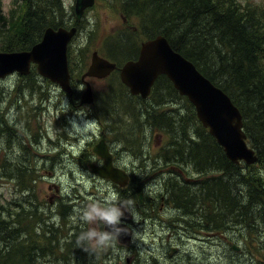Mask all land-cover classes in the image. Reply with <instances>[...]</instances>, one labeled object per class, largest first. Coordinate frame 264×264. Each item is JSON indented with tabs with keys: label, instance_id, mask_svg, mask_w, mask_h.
<instances>
[{
	"label": "rangeland",
	"instance_id": "rangeland-1",
	"mask_svg": "<svg viewBox=\"0 0 264 264\" xmlns=\"http://www.w3.org/2000/svg\"><path fill=\"white\" fill-rule=\"evenodd\" d=\"M62 1L64 12L70 19L69 25L75 20L79 22L78 34L68 51L73 94H67L59 85L41 77L36 69L30 78L14 74L0 80V87L4 92L0 113L5 115L8 123V128H5L3 122L4 128L0 129V225L5 230L9 227L8 232L16 229L20 234L19 240L10 242L8 253H20L15 255L16 262L22 255H28L27 251L31 252L36 248V245L32 246V241L36 240L40 247L43 244L48 246L50 242L58 247L55 248L54 255L46 252L45 256L37 257L33 264H128L127 259L131 260L129 264H258V260L264 262V225L260 219L249 217L245 213L241 215V212L236 210V214L223 217L218 230L209 229V218L214 216L213 212H210L211 209L204 213L203 224L207 229L189 227V230L194 232L182 230V236L177 235L172 241V245L177 246L180 253L173 260L169 259L164 243L174 226L171 228L167 225L170 222L178 226V223L186 222V216L175 208L172 201L175 211H158V206L151 218L147 216L149 209L137 208L132 201L135 205V218L133 217V223L130 225L134 230V243L130 248L122 247L114 240L111 247L97 252H86L73 246L69 252L64 249L73 239L77 241L82 230L76 220L78 209H82L87 203L102 201L110 193L120 196L115 192V183L112 181L109 180L108 183L86 175L90 163L102 162L93 153V147L101 138H106L116 164L134 176L137 181L135 186L153 194L157 193L156 189H160L159 185H154L155 181H159V184L161 181H168L174 176L173 166L181 167L172 162L168 166L159 165L164 164L160 156L164 151L172 152L171 155L164 153L167 157H180L178 151L174 153L175 148L170 146V141L175 139L172 138L173 128L178 133L181 130L178 123L171 125L167 113L165 123L161 125L154 124L152 120L150 122L155 126L147 122L145 111L141 110L147 104L140 100L134 99L132 103L135 108L130 107V93L120 85L118 72L105 80L88 78L87 81L91 83L94 91V103L81 105V96L86 88L81 76L87 71L94 51L121 67L129 60L137 59L142 42L150 38L140 29L137 17L132 16L130 22L125 25L123 13L126 12L119 0H96L95 6L86 11L81 21H78L75 15V0ZM251 1L264 9V0ZM0 2L6 28L11 27V31H23L19 28L22 0ZM50 20L59 24L61 19ZM133 31L137 34H133ZM6 42L7 40H0V48H5ZM115 42L118 46H126L131 50L114 54L108 46L114 47ZM35 80V88L27 86L30 83L33 85ZM69 105L70 110L67 111ZM161 106V110L170 108V105L163 103ZM195 117L193 111L189 118L192 120L194 139L200 138L197 135L200 123ZM136 119L139 122H135ZM73 123L85 128L71 132ZM130 144L142 147V153L139 156L134 155L137 149L129 147ZM184 153L187 154L186 151ZM145 154L146 158H143ZM184 168L188 169L192 178L197 177L191 165H184ZM86 169L88 170L85 172ZM243 169L253 173L252 169ZM259 173L264 179V166L258 165L254 169L255 175ZM214 175L207 173L203 176L206 179ZM168 183V197L173 185L184 186L178 181ZM56 186L59 192L56 191ZM54 195L59 197L55 198ZM119 199L129 201L125 198ZM55 210H60L59 215H55ZM238 213L240 218H237ZM219 219L217 217V220ZM98 227L103 229L102 225ZM49 229L55 234L52 241L45 236L32 240L29 238L40 236ZM2 236L3 234L0 235V252L2 248H6ZM22 238H28L31 242L28 247ZM232 246H236L238 250H232ZM15 262L11 258L5 259V255L0 253V264Z\"/></svg>",
	"mask_w": 264,
	"mask_h": 264
},
{
	"label": "trees",
	"instance_id": "trees-1",
	"mask_svg": "<svg viewBox=\"0 0 264 264\" xmlns=\"http://www.w3.org/2000/svg\"><path fill=\"white\" fill-rule=\"evenodd\" d=\"M119 1L126 12L123 13L126 22H130V18L135 16L141 25V28L136 27L143 30L147 38L165 37L175 51L192 61L203 75L231 97L243 114L245 133L259 158L256 165L249 167H246L244 163L233 164L215 139L201 125L198 128L197 135L200 137L198 140H186V142L184 139L178 140L176 151L180 157L175 158L176 164L182 160L191 164L197 174L207 172L215 174L206 179L204 176L199 177L197 187L191 191L177 187L173 192L172 190L169 192L170 201L186 216L184 226L188 229L189 227L197 228L204 222V213L209 209L214 215L209 218V229L218 230L223 217L236 214V210L241 212V215L245 213L249 217L260 219L264 225V179L260 177V173L254 174V169L258 165L264 166V9L251 0ZM22 4L19 28L23 31L17 29L11 31V27L6 28V19L0 10V40H7L5 48H0V51L30 50L41 41L44 32L50 27L59 28L67 25L78 28L79 22L76 20L69 25L70 19L64 12L62 0H22ZM53 18H60L59 24L57 21L50 20ZM133 34L137 33L133 31ZM108 49L114 54H120L122 50H131L126 46H118L117 42L114 47L108 46ZM35 69L33 66L27 78L31 77ZM119 83L127 88L120 80ZM27 86L35 88L36 80L33 85L30 83ZM3 93L0 87V103L3 100ZM134 99L147 104L141 109L145 111L147 122L151 123L150 120H152L154 124L161 125L165 123L167 113L171 125L176 122L181 130L178 133L173 128V137L193 135L192 120L189 116L179 115L174 109L175 116L171 117L168 110L159 108L162 103L169 102L176 107L188 106L190 113L195 111L193 105L187 98L179 95L166 76L156 80L148 100L129 95V105L132 108H135L132 103ZM185 103L187 105H183ZM4 116L0 113V129L4 128L3 122L5 128H8ZM195 119L197 120L196 117ZM135 122L139 121L136 119ZM129 147L137 149L134 153L136 156L142 153L143 148L137 144H130ZM164 153L168 155L172 152L164 151ZM170 158L167 157L165 162L170 164ZM243 167L252 169L253 173L245 171ZM136 182L134 180L129 183L128 188L131 190L126 189L125 199L137 200L141 190L135 186ZM217 217L220 219L217 220ZM237 218H240V213ZM8 230L9 227L5 230L0 225V235L3 234L1 239L6 246L0 253L5 255V259L11 258L15 262V255L20 253L9 254L7 249L11 247L10 242L20 239V234L16 229L12 232ZM41 236L47 237L50 241L55 238V234L50 229L40 236L29 238L32 240ZM22 240H25L27 247L31 243L28 238H22ZM32 242L34 244L32 246L36 245V248L31 252L27 251L28 255H22L14 264H33L37 257L45 256L43 253L46 251L54 255L53 252L58 247L52 242L48 243V246L43 244L41 247L36 244V240ZM72 246L79 248L75 239L64 249L69 252ZM232 250H234L233 246ZM258 264H264V262L258 260Z\"/></svg>",
	"mask_w": 264,
	"mask_h": 264
},
{
	"label": "water",
	"instance_id": "water-1",
	"mask_svg": "<svg viewBox=\"0 0 264 264\" xmlns=\"http://www.w3.org/2000/svg\"><path fill=\"white\" fill-rule=\"evenodd\" d=\"M94 5L95 0H76L75 14L78 20L82 19L86 9ZM76 34V27L48 28L41 42L31 50L0 52V80L14 73L29 75L32 65H35L40 76L59 85L67 94H71L68 46ZM117 69L116 63L94 51L91 63L82 76V80L86 82V90L81 96V105H90L94 102L92 86L87 79H104ZM119 70L121 81L129 88L130 93L143 99L149 97L160 76H167L178 93L187 97L194 106L198 120L223 148L230 162L235 165L244 162L248 166L258 162L256 151L248 144L240 109L230 96L204 76L192 61L175 51L165 37L157 36L142 42L138 59L126 62ZM93 152L103 160V164L100 166L90 164L92 172L102 179L125 187L129 182V176L125 170L114 166L113 155L105 139L93 147ZM139 199L143 205L142 193ZM123 219L121 226L125 227L127 232L122 233L117 241L120 245L129 247L133 242V230L129 225L132 216L126 213ZM234 249L236 250L235 246Z\"/></svg>",
	"mask_w": 264,
	"mask_h": 264
},
{
	"label": "flooded vegetation",
	"instance_id": "flooded-vegetation-1",
	"mask_svg": "<svg viewBox=\"0 0 264 264\" xmlns=\"http://www.w3.org/2000/svg\"><path fill=\"white\" fill-rule=\"evenodd\" d=\"M125 23H126V21H125ZM99 53V52H98ZM100 55V54H99ZM101 56V55H100ZM101 57H103V56H101ZM105 58V57H104ZM106 59H108L107 57H106ZM109 61H111V62H114V61H112V60H110V59H108ZM115 63V62H114ZM119 73V77H120V70H119V68L116 70V71H114L110 76H108V77H106V78H104V79H99V80H105V79H108V78H110L112 75H114L115 73ZM82 76H83V74H82ZM82 76H81V81H82V83L85 85V87H86V82H84L83 80H82ZM92 79H97V78H92ZM120 81H121V79H119ZM88 82V81H87ZM90 83V82H89ZM72 84H73V77H72V73H71V86H72ZM91 84V83H90ZM85 90H86V88H85ZM93 90V89H92ZM127 90H128V92L130 93V90L127 88ZM73 92H74V90H73V86H72V92H71V94H69V95H72L73 94ZM85 92V91H84ZM152 92V91H151ZM178 92V91H177ZM93 95H94V91H93ZM130 95H131V93H130ZM151 95V94H150ZM180 95V94H179ZM133 96V95H132ZM181 96V95H180ZM135 97H140V96H135ZM184 97V96H183ZM149 98V97H148ZM148 98L147 99H144V100H148ZM185 98H187V97H185ZM143 99V98H142ZM187 100H188V98H187ZM189 101V100H188ZM190 103V102H189ZM191 104V103H190ZM163 105H170V108H168L167 110H168V112L170 113V115H171V117H173V116H175V111L179 114V115H182V116H189V117H191L192 116V114H193V111H191V113L189 112V109H188V106L187 107H184V108H182V107H179V106H177L176 107V105H172V104H170L169 102L168 103H164ZM183 105H185V104H183ZM162 106H160L159 108H161ZM174 109H175V111H174ZM102 135H104V133H102ZM193 137V135H190V136H188V137H179L178 139H176V137H173L172 136V138H175V139H173V140H171L170 142H171V144H170V146L171 147H175V150H173L174 151V153L176 152V150H177V145H178V143H176L178 140H183L184 139V142H186V140H187V138H188V140L187 141H195V140H198L199 138H196V139H194V138H192ZM102 139H105V142H106V144H107V146H108V143H107V140H106V138H101V140ZM99 143V142H98ZM97 143V144H98ZM108 148H109V146H108ZM109 151L112 153V151H111V149H109ZM113 154V153H112ZM146 155L147 154H145V156H143V158H146ZM170 155H171V153H170ZM160 156H162V158H163V161H164V164L163 163H160L159 165H160V167H163L164 165H167L168 166V163H166L165 162V159L167 158V156L166 155H164V153H162V154H160ZM175 157H177V155H175V156H172L170 159H171V162L174 164L175 163ZM113 158H114V166L115 167H117V168H120L117 164H116V162H115V156H114V154H113ZM142 158V159H143ZM178 158V157H177ZM156 159H158V158H156ZM103 164V161L101 162V164H96V165H98V166H100V165H102ZM179 165H181V167H175V166H173L174 168L172 169V172H173V174H174V176H171V178L168 180L170 183H172V182H181L184 186H180V185H178V186H180L181 188H184V189H187V190H189V191H191L192 189H195L196 187H197V184H198V181H197V179L199 178V177H201V176H203V175H205V174H207V173H205V174H197V177L194 179V178H192L191 177V173H189V171H188V169H186V168H184V165H191V164H189V163H185V162H183L182 160L178 163ZM192 166V165H191ZM152 169H154V168H152ZM88 169H86L85 170V172L87 171ZM167 170V169H166ZM160 173H162V172H160ZM128 174V176H129V182H128V184L125 186V187H123V188H121L119 185H115V184H113V186L115 187V192L116 193H118L120 196V198H125L126 197V194H127V192H126V189H128V187H129V183L133 180L134 181V176H132L130 173H127ZM87 176H92V177H94V178H97V179H102L100 176H98L97 174H95V173H93L92 172V170L89 168V170H88V174H86ZM186 176H188V178H186ZM141 178V177H140ZM102 180H104V182H108V183H110V181L109 180H105V179H102ZM168 181H161L160 182V184H159V181H155L154 182V185H159L160 186V189H156V192L157 193H153V194H149V193H151V192H149V191H146V192H144V191H140L139 192V194L137 195V200H134L133 202H135V205H136V207L137 208H142V209H149V211H150V213H149V215H147L149 218H151L153 215H155V212H156V210L158 209L157 207L159 206V210L158 211H160V210H164V209H166V210H174L175 211V208H177L176 206H175V208L173 207V205L171 204V202L169 201V197H168V195H167V192H168V189H169V183H168ZM151 185H152V182L150 183ZM177 185H173V189H172V192L174 191V189H176L177 187H178ZM56 191L57 192H59V190H58V188H57V186H56ZM143 194V199H144V204L143 205H141L140 204V199H139V196H140V194ZM55 196V198H58L59 196L58 195H54ZM54 198V199H55ZM55 205V201H53V206ZM157 208V209H156ZM54 213H55V215L57 214V215H59V213H60V210H55L54 211ZM133 216H132V220H131V222H130V224H132L133 223ZM122 221H124V219L122 218ZM204 223V222H203ZM203 223H200L199 225H198V227H202L203 229L204 228H206V226L203 224ZM129 224V225H130ZM184 224L185 223H178V226L177 225H173V223H170L169 222V224L167 225L168 227H173L174 226V228L171 230V232H169V234H168V236H167V238H166V240H165V251H166V253H167V257L169 258V259H171V260H173L174 259V257L177 255V254H179L180 253V249L177 247V246H173L172 244V241H173V239L174 238H177V235H179V237H181L182 235L180 234V233H182V230H187V231H189V232H194V230H189L187 227H185L184 226ZM130 226H132V225H130ZM205 226V227H204ZM132 229H133V227H131ZM133 232H134V230H133ZM117 240V239H116ZM121 246V245H120ZM122 247H124V246H122ZM131 247V246H130ZM129 247V248H130ZM127 248V247H126ZM167 249H169V252H167ZM47 252V251H46ZM46 252H44L43 254H45ZM56 252L54 251L53 252V254H55ZM175 253V254H174ZM42 254V255H43ZM174 254V255H173ZM166 255V254H165ZM131 260L130 259H127V262L128 263H131L130 262ZM154 264V263H153Z\"/></svg>",
	"mask_w": 264,
	"mask_h": 264
},
{
	"label": "clouds",
	"instance_id": "clouds-1",
	"mask_svg": "<svg viewBox=\"0 0 264 264\" xmlns=\"http://www.w3.org/2000/svg\"><path fill=\"white\" fill-rule=\"evenodd\" d=\"M70 110V105L67 111ZM79 125L73 123L71 132L82 131ZM135 205L132 201H121L115 193H110L102 201L87 203L82 209H78L76 220L82 226L77 237V245L86 252H97L112 246L114 240L127 232L122 227V218L125 214L134 216ZM87 225V228H83ZM102 225L101 230L98 226ZM108 229V230H105Z\"/></svg>",
	"mask_w": 264,
	"mask_h": 264
},
{
	"label": "bare ground",
	"instance_id": "bare-ground-1",
	"mask_svg": "<svg viewBox=\"0 0 264 264\" xmlns=\"http://www.w3.org/2000/svg\"><path fill=\"white\" fill-rule=\"evenodd\" d=\"M126 55V54H125ZM116 114V113H115ZM173 150V149H172ZM171 160V159H170ZM178 164V163H177ZM180 167V166H179ZM170 198V197H169ZM171 199V198H170ZM171 202V201H170ZM191 219V218H190ZM192 220V219H191ZM197 221V220H196ZM192 223H190V225H191ZM194 224V223H193ZM195 226V225H194ZM206 226V225H205ZM204 226V227H205ZM223 226V225H222ZM207 229V228H206ZM191 237V236H190Z\"/></svg>",
	"mask_w": 264,
	"mask_h": 264
}]
</instances>
